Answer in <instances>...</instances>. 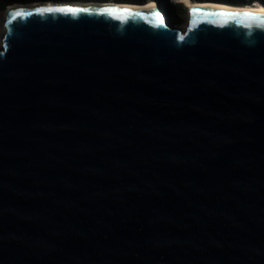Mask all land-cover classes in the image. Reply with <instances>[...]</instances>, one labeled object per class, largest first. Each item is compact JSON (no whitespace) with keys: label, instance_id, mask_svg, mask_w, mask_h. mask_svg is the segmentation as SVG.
<instances>
[{"label":"water","instance_id":"obj_1","mask_svg":"<svg viewBox=\"0 0 264 264\" xmlns=\"http://www.w3.org/2000/svg\"><path fill=\"white\" fill-rule=\"evenodd\" d=\"M248 14L6 12L0 264H264V14Z\"/></svg>","mask_w":264,"mask_h":264},{"label":"rangeland","instance_id":"obj_2","mask_svg":"<svg viewBox=\"0 0 264 264\" xmlns=\"http://www.w3.org/2000/svg\"><path fill=\"white\" fill-rule=\"evenodd\" d=\"M38 1V0H36ZM148 1H154L157 4V7L159 10L166 16L167 22L173 26L184 28L187 22L188 18V8L184 7L182 4L177 3L174 0H146L144 3ZM49 2L53 5H83V6H110L113 3H127V2H115L114 0H49ZM200 2H212L208 0H201ZM35 3H45L41 2H27V3H15L6 6L3 10H0V48L2 43V37L4 34V21L6 17V12L8 11V8L11 6H18L19 8H26V6L35 4ZM215 3V2H214ZM18 8V9H19ZM175 8L176 13L173 14V18L170 19V9Z\"/></svg>","mask_w":264,"mask_h":264},{"label":"bare ground","instance_id":"obj_3","mask_svg":"<svg viewBox=\"0 0 264 264\" xmlns=\"http://www.w3.org/2000/svg\"><path fill=\"white\" fill-rule=\"evenodd\" d=\"M177 3L182 4L186 8H213V9H222L229 10L239 13H258L264 14V3L253 2V4L242 5V6H232L221 3H212V2H193L191 0H174ZM113 6L116 5L117 8L121 9H131L138 11H151L157 8V4L154 1H148L143 4H125V3H113ZM110 5V6H112ZM41 6H53L50 2L45 3H35L29 6H26V9L39 8ZM18 6H11L8 8V11L17 10ZM164 15V14H163ZM165 16V15H164Z\"/></svg>","mask_w":264,"mask_h":264},{"label":"trees","instance_id":"obj_4","mask_svg":"<svg viewBox=\"0 0 264 264\" xmlns=\"http://www.w3.org/2000/svg\"><path fill=\"white\" fill-rule=\"evenodd\" d=\"M30 1H36V0H0V10H3L6 6L11 5L13 3H27ZM115 2H127L131 4H142L146 0H114ZM193 2H200L201 0H191ZM209 1V0H208ZM212 3H221V4H227L232 6H242V5H248L253 2H264V0H210ZM176 13L175 8L170 9V19L173 18V14ZM177 14V13H176Z\"/></svg>","mask_w":264,"mask_h":264},{"label":"snow or ice","instance_id":"obj_5","mask_svg":"<svg viewBox=\"0 0 264 264\" xmlns=\"http://www.w3.org/2000/svg\"><path fill=\"white\" fill-rule=\"evenodd\" d=\"M38 11H48V12H52V11H57V12H59V11H68V12H73V13H75V12H78V11H81L80 9H71V8H69V9H64V8H52V7H49V8H47V9H39ZM193 12L195 11V9H193L192 10ZM244 15L245 16H247V15H249L248 13H244ZM246 27H251V25H245ZM257 27H262V28H264V24H261V25H257Z\"/></svg>","mask_w":264,"mask_h":264},{"label":"clouds","instance_id":"obj_6","mask_svg":"<svg viewBox=\"0 0 264 264\" xmlns=\"http://www.w3.org/2000/svg\"><path fill=\"white\" fill-rule=\"evenodd\" d=\"M253 4V3H252ZM157 9L159 10V8L157 7Z\"/></svg>","mask_w":264,"mask_h":264}]
</instances>
